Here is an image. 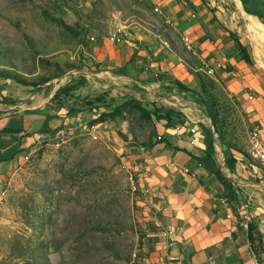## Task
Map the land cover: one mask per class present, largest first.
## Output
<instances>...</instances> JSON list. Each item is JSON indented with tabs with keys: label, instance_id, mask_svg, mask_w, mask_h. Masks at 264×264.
I'll return each instance as SVG.
<instances>
[{
	"label": "rangeland",
	"instance_id": "1",
	"mask_svg": "<svg viewBox=\"0 0 264 264\" xmlns=\"http://www.w3.org/2000/svg\"><path fill=\"white\" fill-rule=\"evenodd\" d=\"M203 1L247 44L264 74V0ZM156 10L147 0H0V115L40 100L52 108L69 102L66 112L79 120L68 133L50 129L6 181L0 264L134 263L144 229L124 151L161 140L152 106L162 104V90L184 97L168 96L173 102L202 105L226 155L259 167L246 114ZM116 25L128 31L124 43L134 54L128 65L106 68L93 49ZM127 74L148 77L140 86L119 77ZM153 81L156 90L143 87ZM263 187L256 188L262 196Z\"/></svg>",
	"mask_w": 264,
	"mask_h": 264
},
{
	"label": "crops",
	"instance_id": "2",
	"mask_svg": "<svg viewBox=\"0 0 264 264\" xmlns=\"http://www.w3.org/2000/svg\"><path fill=\"white\" fill-rule=\"evenodd\" d=\"M147 1L186 39L187 48L232 98L236 108L246 114L251 129L256 128L264 145V74L252 57L249 62L242 59L233 29L224 25L203 0ZM237 40L248 53L247 44L239 37ZM133 50L127 43L98 41L92 57L108 63L106 68L123 67L128 65ZM143 64L149 65V69L156 65L154 69L159 70L157 64ZM160 67L168 70L165 64ZM119 77L125 83L142 86L141 80L148 76ZM188 78L191 82L192 76ZM158 83L146 82L143 87L154 89ZM130 93L136 96L134 91ZM160 94L157 98L162 104L153 105L152 112L163 115L177 110L180 119L171 113L170 123L165 118L156 120L160 141L124 151L127 163L140 180L135 188L144 229L140 264H264V196L256 189L264 186V172L239 155H226L216 133L206 124L208 118L202 105L173 102L167 97H184L168 95L163 90ZM69 108V102L52 108L35 100L0 115V189H4L16 166L50 129L68 133L76 128L79 120L66 112ZM200 122L207 130H202ZM191 125L199 132V140L194 143L188 132ZM248 138L250 150V133ZM227 157L234 159L233 170L226 165ZM144 187L152 191L145 194Z\"/></svg>",
	"mask_w": 264,
	"mask_h": 264
},
{
	"label": "built area",
	"instance_id": "3",
	"mask_svg": "<svg viewBox=\"0 0 264 264\" xmlns=\"http://www.w3.org/2000/svg\"><path fill=\"white\" fill-rule=\"evenodd\" d=\"M128 38V31L125 30L124 26L121 25H116L110 32H108L106 35H103L100 39H97V41H104L110 44H123ZM91 41H95V37L91 36L89 38ZM133 45V43H132ZM251 98V97H250ZM96 128L93 125L91 127V131H95ZM188 132L191 136V142H197L199 140V132L198 128L194 125L188 126ZM93 138L97 137V134L95 132L92 134ZM60 138H64L63 135ZM158 139H161V136H157ZM251 140V147L255 150V155H258L261 157V165H259V168L264 172V145L261 143L259 137H258V132L256 128L252 130V136H250ZM135 174V173H134ZM140 184V180L137 177V175H134V188H137ZM152 190L150 187H144L143 188V193L148 194ZM5 194L4 189H0V198L3 197ZM141 252L137 251V254H133L134 257V263L133 264H140L139 258H140ZM254 264H260L259 262H255Z\"/></svg>",
	"mask_w": 264,
	"mask_h": 264
},
{
	"label": "trees",
	"instance_id": "4",
	"mask_svg": "<svg viewBox=\"0 0 264 264\" xmlns=\"http://www.w3.org/2000/svg\"><path fill=\"white\" fill-rule=\"evenodd\" d=\"M235 43H236V46L238 47V49H239V52H240V54H241V57H242V59L244 60V61H246V62H249V57L247 56V54H246V49H245V47H243L242 45H241V43L237 40V38H235ZM171 113H173V112H170V113H165V114H163V115H159V114H157V118L158 119H168V118H170V116H171ZM209 146V145H208ZM234 161V159H232V158H230V157H227L226 158V165H227V167L230 169V170H233V165H232V162ZM251 229H252V227H251V225H249V227H248V237L250 238L251 237V235H250V231H251Z\"/></svg>",
	"mask_w": 264,
	"mask_h": 264
},
{
	"label": "bare ground",
	"instance_id": "5",
	"mask_svg": "<svg viewBox=\"0 0 264 264\" xmlns=\"http://www.w3.org/2000/svg\"><path fill=\"white\" fill-rule=\"evenodd\" d=\"M184 40H186V39H184ZM250 136H252V131H250ZM250 155L253 158L257 159L259 161L260 165H261V157L258 156V155H255V150L252 147H251V150H250Z\"/></svg>",
	"mask_w": 264,
	"mask_h": 264
}]
</instances>
